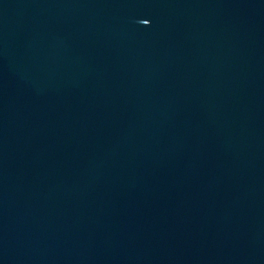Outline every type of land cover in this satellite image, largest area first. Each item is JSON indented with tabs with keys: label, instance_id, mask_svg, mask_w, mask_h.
Returning <instances> with one entry per match:
<instances>
[{
	"label": "water",
	"instance_id": "water-1",
	"mask_svg": "<svg viewBox=\"0 0 264 264\" xmlns=\"http://www.w3.org/2000/svg\"><path fill=\"white\" fill-rule=\"evenodd\" d=\"M0 264H264V0H0Z\"/></svg>",
	"mask_w": 264,
	"mask_h": 264
}]
</instances>
